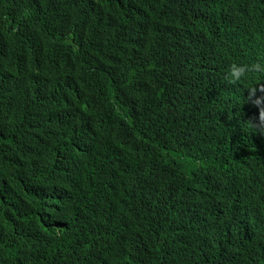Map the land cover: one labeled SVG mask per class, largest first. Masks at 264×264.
Listing matches in <instances>:
<instances>
[{
    "label": "trees",
    "instance_id": "trees-1",
    "mask_svg": "<svg viewBox=\"0 0 264 264\" xmlns=\"http://www.w3.org/2000/svg\"><path fill=\"white\" fill-rule=\"evenodd\" d=\"M256 62L264 0H0V264H264Z\"/></svg>",
    "mask_w": 264,
    "mask_h": 264
},
{
    "label": "clouds",
    "instance_id": "clouds-1",
    "mask_svg": "<svg viewBox=\"0 0 264 264\" xmlns=\"http://www.w3.org/2000/svg\"><path fill=\"white\" fill-rule=\"evenodd\" d=\"M254 73H259L264 76V62H256L252 64L233 63L230 65L225 78L230 82L235 83L246 79L249 74ZM248 98L259 109L257 119L254 118V110L249 112L248 118L251 125L256 129H264V86L250 88L248 90ZM262 140L264 141V138H262ZM213 165V175L216 178L217 190L222 191L223 195L227 197L229 204L237 207L240 202L232 180L233 178H231L229 174V169L218 162L213 163ZM156 184L157 182H153L152 189L155 188Z\"/></svg>",
    "mask_w": 264,
    "mask_h": 264
}]
</instances>
